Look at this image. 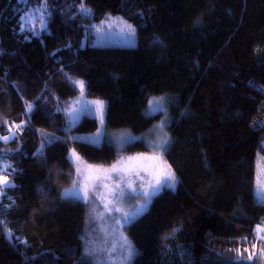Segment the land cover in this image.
Returning <instances> with one entry per match:
<instances>
[{"label":"trees","instance_id":"1","mask_svg":"<svg viewBox=\"0 0 264 264\" xmlns=\"http://www.w3.org/2000/svg\"><path fill=\"white\" fill-rule=\"evenodd\" d=\"M78 1L48 0L47 29L35 34L21 26L27 3L0 0V136L9 127L16 134L0 140L12 173L0 193V264H89L81 259L87 204L61 194L74 177L68 150L109 162L117 149L69 138L98 128L91 115L62 128L76 77L88 95L107 99V126L135 132L155 119L145 112L151 95H175L165 156L178 183L129 223L132 264H239L238 253L264 247V201L255 194L257 153L264 155V0H84L88 16ZM107 14L135 26V45L92 43ZM51 131L58 139L36 152Z\"/></svg>","mask_w":264,"mask_h":264},{"label":"snow or ice","instance_id":"2","mask_svg":"<svg viewBox=\"0 0 264 264\" xmlns=\"http://www.w3.org/2000/svg\"><path fill=\"white\" fill-rule=\"evenodd\" d=\"M48 7V0H43V3L39 4L38 8L34 11L33 19L35 16L39 17L41 28H46V17L48 13L45 10H47ZM80 12L86 15L90 12V9L82 3L80 5ZM109 19L111 20V23L108 24V27H111L113 24H116L117 21H120L119 30L122 33H127L130 38L135 37V27L128 24L127 21L123 20V18L109 17ZM32 22V20H29V26L32 25ZM97 31H103V28L97 27ZM0 53H2V50H0ZM73 83L79 88L80 98L76 101V103L81 106L79 108L72 107L67 109L71 121L75 123L79 120L80 116L85 113L91 115L94 119L98 120L100 127L94 134L84 139L96 146L101 145V143L106 139L108 143H113V141L107 137V130L105 126L106 102L100 99L92 101L84 100L83 97L85 95L86 82L83 80H76L73 81ZM258 87L264 91V86ZM162 100L163 98H153V100L149 102L150 105H152V112L160 111ZM34 107L35 106L31 103L27 105L29 112H31ZM166 122L167 121H161L160 127H163ZM21 127L22 125H16L17 129ZM6 131L9 132V135L0 136V140L6 142L9 139L15 138L16 134L12 131L11 127L6 128ZM55 139L58 138L55 136H49V138L42 143L41 148L43 149L45 144L51 143ZM76 139L79 140L81 138L76 137ZM137 139H142V137L138 138L131 136L128 133H121V135L117 138L121 145L131 143ZM170 142V138L167 134H164L158 142H153L152 147L154 151L152 155L138 154L135 157H120L109 167L86 164L80 154L73 149L69 155V159L75 165L76 179H73L71 189H65L64 192L72 198H79L87 201L89 199V190L91 189L97 199L102 202L106 201L103 206L107 212H121L123 220L127 223H131L138 216L143 214L150 203L152 195L157 194L164 187L173 188L178 183L175 171L172 169V166L164 160L162 155V152L166 150V146L169 145ZM3 160V152H0V162ZM9 167L10 165L8 164L0 163V173L6 171ZM141 173L147 175L149 179L145 180V176L141 175ZM11 174L12 173H8L7 175L0 174V193H3L5 188L11 186V181L8 178ZM106 181L109 183H106ZM137 181H140V191L146 198L145 203L137 206V208L132 212H123L121 208L115 207L118 201L124 198L125 189H128V198L134 197L137 193V188L135 187ZM256 184L258 191L264 193V167H262L257 174ZM257 233H264V225L257 226ZM6 235L11 237V231L9 230ZM257 238L261 241V243H264V236L258 235ZM125 243L127 246L122 264H128V261H130L134 255L138 254L137 250L130 242L125 240ZM255 248L256 245L253 244V249ZM245 251L248 250L245 249ZM235 259L239 262V264H248V262L264 259V247L259 248L258 251L248 252L247 256H243L238 253Z\"/></svg>","mask_w":264,"mask_h":264},{"label":"rangeland","instance_id":"3","mask_svg":"<svg viewBox=\"0 0 264 264\" xmlns=\"http://www.w3.org/2000/svg\"><path fill=\"white\" fill-rule=\"evenodd\" d=\"M21 1L27 3L24 11L21 14L20 22H21L22 28L30 29L35 34H38L42 32L43 30L47 29L48 19L51 14V8L49 6V3H48V6H49L48 9L45 10L48 13L46 17V28H41L40 23H39V17L35 16L34 19L33 17H34V11L38 8L39 4L43 3V0H36L35 2H31L32 0H21ZM82 3L88 9H90V12L88 14L86 15L83 14V15L84 16L90 15L92 11L91 7H89L84 2V0L78 1L77 11L80 12V5ZM109 17H112V18L121 17L123 18L124 21H127L128 24H131L133 27H135L132 23H130L127 19H125L120 14H107L93 28L92 43L110 44V45H135L137 43L136 34L134 38H130L127 33H122L119 30L120 21H117L116 24H113L111 27H108V24L111 23V20L109 19ZM29 20L33 21L31 26H29ZM97 27H102L103 31H97ZM74 80L75 81L76 80L85 81L84 79L80 77H76L74 78ZM79 98H80V91L76 97L71 99L65 105V107H63L65 114H66V124L62 125V128H64L65 130L69 129V127L71 126H74L81 119L83 115H89L85 113V114H82L79 120H77L75 123L71 121L67 109L72 108V107L79 108L81 105L76 103V101ZM153 98H163L161 105H160L159 112L151 111L152 105H150L149 102L152 101ZM174 98H175V95L172 93L154 94L149 97L147 105L145 107V112L147 114L154 115L155 119L153 120L152 125L144 132H135L129 127H109L107 126L106 110H105V126L107 130V137L113 141L112 144L117 149V157L113 159L112 161H109V162L91 161L87 159L84 155H82L75 148L74 145H71L69 147L68 154L70 155L72 150L75 149L76 152H78L80 156L82 157V159L86 162V164L103 165L104 167H109L111 164L115 163L120 157H129V156L135 157L138 154L152 155L154 151L152 147L153 142H158L164 134H167V136L170 138V141H171V134L168 129V124L170 123L172 119L171 112H170V104ZM83 99L88 100V101L97 100V99L104 100L106 102V109H107V99L103 97L88 95L87 90H86V83H85V95ZM161 121H167L163 127H160ZM99 127L100 125H98V128ZM98 128L94 131H88V132H71L69 138L72 140H77L76 137H80L81 139L79 140L87 141L84 138L94 134L98 130ZM121 133H128L131 136H135L138 138L142 137V139H137V140L132 141L131 143L121 145L117 140V138L121 135ZM58 135L59 134H56L52 131L49 132V136H58ZM105 141H107V139ZM138 141L143 142L146 145V148L138 149V150H130L128 148L129 146H131L132 144ZM42 143L39 145L36 152H40L42 150L41 148ZM170 144L167 145L166 150L162 152L163 158L168 164L170 163L166 159L165 152L169 148ZM256 162H257L256 177H257V174L260 171V169L264 167V155L260 151H258L257 153ZM0 163L10 165L9 161L6 159H4ZM8 171H9V168L0 174L7 175ZM141 175L145 176V180L149 179V177L145 175L144 173H141ZM73 179H76L75 165H74ZM106 183H109V182L106 181ZM176 186L177 184L173 188H176ZM71 187H72V182L70 185L65 186L61 189V194L63 196H68L65 194L64 190L71 189ZM135 187L137 188V193L134 195V197L128 198V189H125L124 198L120 199L118 203L115 205V207L121 208L123 212H132L133 210L137 208V206L144 204L146 198L142 195V192L140 191V181L136 182ZM255 194L260 200L264 201V193L258 191L257 184H255ZM153 196L154 195L151 196L150 202ZM85 202L87 204V216H86V230L83 235L84 244H83V251H82L81 259L87 261L89 264H122L124 260V256H125L126 246H127L125 243V240H127L128 242L131 243L132 246H134V243L132 242V240L130 239L128 235L129 223L123 220L121 212H115V211L111 213L107 212V210L103 206V204L106 203V201L102 202L101 200L97 199L94 196L93 191L91 189L89 190V199ZM134 257L135 255L130 261H128V264H132Z\"/></svg>","mask_w":264,"mask_h":264}]
</instances>
